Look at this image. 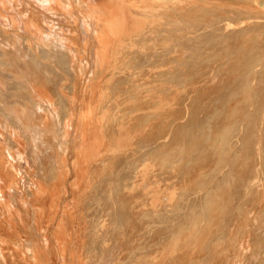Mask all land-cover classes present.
<instances>
[{
	"label": "bare ground",
	"instance_id": "6f19581e",
	"mask_svg": "<svg viewBox=\"0 0 264 264\" xmlns=\"http://www.w3.org/2000/svg\"><path fill=\"white\" fill-rule=\"evenodd\" d=\"M262 204L264 0H0V264H264Z\"/></svg>",
	"mask_w": 264,
	"mask_h": 264
},
{
	"label": "rangeland",
	"instance_id": "374dc122",
	"mask_svg": "<svg viewBox=\"0 0 264 264\" xmlns=\"http://www.w3.org/2000/svg\"><path fill=\"white\" fill-rule=\"evenodd\" d=\"M181 53L183 52V50L182 49H180L179 50ZM84 70L87 72V70L84 68ZM263 207V208H262ZM260 211H259V214H261V216L262 215H264V204H262V206H259V208H258ZM262 212V213H261ZM261 216H260V218H261ZM264 218V217H263ZM260 220H262L261 222L263 223L264 222V219H260Z\"/></svg>",
	"mask_w": 264,
	"mask_h": 264
}]
</instances>
